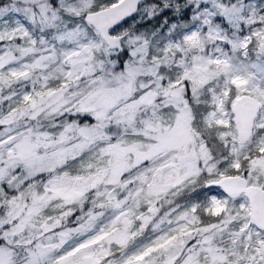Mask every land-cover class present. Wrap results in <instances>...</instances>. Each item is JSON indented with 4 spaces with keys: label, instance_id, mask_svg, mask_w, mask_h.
<instances>
[{
    "label": "snow or ice",
    "instance_id": "snow-or-ice-1",
    "mask_svg": "<svg viewBox=\"0 0 264 264\" xmlns=\"http://www.w3.org/2000/svg\"><path fill=\"white\" fill-rule=\"evenodd\" d=\"M0 264H264V0H0Z\"/></svg>",
    "mask_w": 264,
    "mask_h": 264
}]
</instances>
